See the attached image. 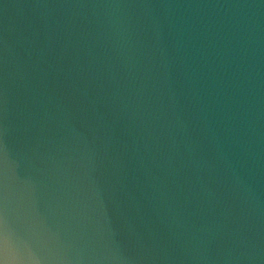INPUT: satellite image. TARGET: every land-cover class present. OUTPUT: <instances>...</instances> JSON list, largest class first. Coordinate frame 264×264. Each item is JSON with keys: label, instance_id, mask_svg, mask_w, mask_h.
Instances as JSON below:
<instances>
[{"label": "water", "instance_id": "obj_1", "mask_svg": "<svg viewBox=\"0 0 264 264\" xmlns=\"http://www.w3.org/2000/svg\"><path fill=\"white\" fill-rule=\"evenodd\" d=\"M0 264H264V0H0Z\"/></svg>", "mask_w": 264, "mask_h": 264}]
</instances>
